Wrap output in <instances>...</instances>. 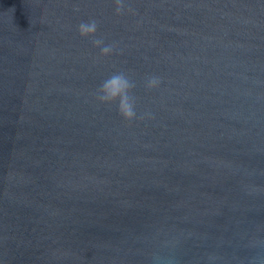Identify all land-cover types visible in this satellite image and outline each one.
Wrapping results in <instances>:
<instances>
[{
    "label": "water",
    "instance_id": "1",
    "mask_svg": "<svg viewBox=\"0 0 264 264\" xmlns=\"http://www.w3.org/2000/svg\"><path fill=\"white\" fill-rule=\"evenodd\" d=\"M0 264H264V0H0Z\"/></svg>",
    "mask_w": 264,
    "mask_h": 264
},
{
    "label": "clouds",
    "instance_id": "2",
    "mask_svg": "<svg viewBox=\"0 0 264 264\" xmlns=\"http://www.w3.org/2000/svg\"><path fill=\"white\" fill-rule=\"evenodd\" d=\"M78 31L81 36H95L98 31V23L94 19L81 22L78 25ZM93 44L100 49L101 54L104 56L110 55L114 50V46L106 44L102 38H95ZM160 83L161 78L159 76L151 75L146 78L145 87L154 89L159 87ZM135 87L136 83L127 73L117 71L100 83L95 91V99L103 105L115 104L123 119L134 121L138 118L134 96Z\"/></svg>",
    "mask_w": 264,
    "mask_h": 264
}]
</instances>
